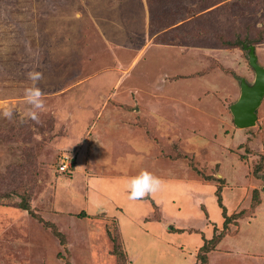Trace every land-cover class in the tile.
Masks as SVG:
<instances>
[{"label":"rangeland","instance_id":"obj_1","mask_svg":"<svg viewBox=\"0 0 264 264\" xmlns=\"http://www.w3.org/2000/svg\"><path fill=\"white\" fill-rule=\"evenodd\" d=\"M128 1L0 0V264H190L191 258L193 264H264V106L258 109L262 114L255 126L243 132L227 128L223 133L225 140L231 133L235 140V145L224 144L232 157L222 160L224 155L209 154L206 144H199L205 150L196 144L184 148L171 145L180 133L171 135V112L177 119L181 111L171 104L173 93L186 102L192 122H197L203 120L200 109L216 100L220 111L225 103L227 114L240 93L237 78L250 81V69L242 66L244 60L235 52L241 48L235 45L245 43L247 56L248 45L259 47L257 41L264 34V0H143L153 46L138 61L146 60L150 69L157 67L162 84L156 83L158 92L131 91L129 98L114 102L125 112L103 115L110 79L117 75L107 77L92 63L95 57L111 55L103 53V45L95 42L84 49L81 42L82 46L69 51L65 35L96 39L105 26L101 21L109 19L108 15L127 17L121 6L127 7ZM171 44L221 48L231 55L210 58L196 53L186 57L185 65L181 61L171 68V52L163 50ZM83 51L87 56L81 65ZM135 52L130 46L124 61ZM257 58L263 67L264 55L257 53ZM208 70L227 75L229 83L219 78L217 84H207L199 77ZM92 71L94 80L82 84L80 80ZM28 72H38L40 78L33 82ZM180 73L193 76L186 81L192 82L171 84V78ZM95 83L103 90L100 102L94 103L93 94L85 110L78 104L75 109L65 105L73 101L65 96L85 102L80 99L84 98L81 90L87 88L91 94ZM32 86L41 92L40 109H32L24 100V89ZM146 86L151 87L147 80L144 90ZM216 86L223 88L225 95L217 93L207 99L209 88ZM190 93L196 97L187 101ZM93 105L99 108L96 114L91 111ZM30 109L37 120L30 118ZM5 110L12 111L11 119L2 115ZM148 110L164 118L158 114L151 117ZM152 118L161 122L156 124ZM222 118L225 128L231 125L226 116ZM113 121L123 132L110 128ZM202 129L195 138L204 135ZM126 132L131 138L127 145L122 144L128 140ZM136 134L145 144L139 145L141 138L134 137ZM98 143L106 147L100 149ZM215 146L223 145L214 143L211 148ZM138 156L144 159L137 161ZM64 163L69 167L66 170ZM218 164L228 180L219 174ZM141 171L159 178L160 185L154 193L139 198L143 200L129 199L128 181ZM171 177L182 181L173 190ZM120 178L126 180L120 182L122 188ZM96 181L99 186L93 185ZM111 193L120 196L115 203L129 207L131 213H116ZM83 211L85 217L80 216ZM127 214L133 220H126ZM227 218L230 223L225 224ZM165 219L171 223L167 233L160 224ZM214 237L220 241L205 255L200 249L206 238ZM152 239L157 241L151 243Z\"/></svg>","mask_w":264,"mask_h":264},{"label":"crops","instance_id":"obj_2","mask_svg":"<svg viewBox=\"0 0 264 264\" xmlns=\"http://www.w3.org/2000/svg\"><path fill=\"white\" fill-rule=\"evenodd\" d=\"M119 4H122V2H119ZM121 7L124 9V11H123L124 14L125 15L128 14L127 17L122 18L120 16L118 17V16L112 15V14L108 15L112 18L109 17V19L101 21L102 23L105 24V26H104V28H102L101 33L96 34V39L93 37L92 41H90V39H89L90 37L88 35H83V34H82V36H78V37H76L75 35L72 34L71 38L66 37L67 35H65L66 43H67V46H65V49H69V51H73L72 48L76 49L78 46H82V45H80L81 42L83 44V49L86 48L85 47V46H87L86 44L89 45L90 43L95 42L94 44L98 45L99 47H101L103 45L102 46V47H104L103 53H106V55H111V57H107V56H103L102 58H101V56H99L98 58L95 57V59L93 61L94 63H92V66L94 68H98L97 71L101 70V71H99V73H102V72L107 73V77L110 76L109 75L110 73H116V75H117V77L114 80L110 79L111 87L108 90L109 96H107L104 99V100H109V102H108L107 106L104 107L101 111V114H103V115L105 112H108L109 115H112V114H114V112L117 113V112L122 111V109L120 107L114 106V102H116L115 100H118V98H120V97L129 98V96L127 97V94L128 95L131 94V91L133 93L134 92L136 93V90L139 89L140 91L145 92L147 94H149V91H151L152 93L154 91L158 92L159 89L157 88L156 83L162 84L161 83L162 80L159 78V74L157 72V67L155 69H150L149 67H147V65H145L146 60L144 62L141 61L142 63H140L138 61V58L143 57L144 52L147 53V51L153 46L152 45L153 37L151 36L150 31H149L150 30L149 29L150 17H149L147 5H145L143 0H129L127 3V7H123V6H121ZM133 37H134V39H132ZM136 39H139L141 41L140 45L137 44ZM130 46L134 47V49H136L137 52H135V55L131 59L124 61V56L127 54L128 50L130 49ZM136 46H138V47H136ZM163 47L166 48V49H163L166 52H168V53L171 52L170 53L171 58H173V60H171V68L178 66L177 64L180 63L181 61L184 64L185 63L184 61H186L185 59L187 56L189 58L190 55L193 54V56H194V54H196V53H201V56L203 54L210 55L211 56L210 58L220 57V56L227 58L229 55H231V53H225V52H229V51H226L225 49L223 50L221 48L214 49V48H209V47H195V46H189L188 44H171V45H166ZM236 51H239L237 57L240 58L241 60H244V63H242V66L247 71H248L247 68L250 69V71H249L250 81H248V82L246 81V82H247V84L252 85L255 81V71L249 63V54H248V56L245 55L244 51L242 49L235 50V52ZM84 52L85 51L81 52V59L79 60L81 62V65L84 64L83 62L85 60V56H87V55H85ZM174 52H175V54H174ZM205 52H209V54L205 53ZM255 52H256V55H257V53H258V55L259 54L264 55V37H263V41L261 43H259V47L255 48ZM220 53H223V55H221ZM263 67H264V64H263ZM203 73H205V75H203L199 78L201 80H205L204 82H207V84H214V83L217 84V81L220 79H221V81L223 80V83L224 82L229 83L227 75L222 74L221 72H219L217 70H215L212 73L209 72V70L203 71ZM92 74H93V71L91 73L87 74L86 77L84 76L85 78L81 79L80 82H82V84L90 83V80H94L93 77L94 76L96 77V74H93V75ZM171 74L175 75L176 73H175V71H171ZM189 77L192 78L193 76H191V75L186 76V74L180 73V75L177 78H171V84H173L174 81L175 82L178 81L179 83L184 82V85L186 86L192 82L191 80H190V82H186L189 79ZM196 77H198V76H196ZM127 80H128V84L126 85ZM145 80H147L148 82L151 83V87L146 86V90H144ZM237 80L239 82L238 90L240 93L236 95L235 100H232L231 98L226 96L227 98H229L233 101V102H231V105L229 106V110H228L229 114H228V112H227L228 115L226 114V110L224 107L225 103L221 104L223 106V109L221 111L218 109L220 104L216 100L214 105L212 103H207L206 106H204L200 109V113L203 114L202 115L203 120L197 121V122H192L190 111L188 112V110L186 108V104H185L186 102H183V99L179 98L180 95H177V93H173L171 96V104L174 103L175 105H177L181 111H180V117L178 116L177 119L173 117V113L171 112V135H175L177 132H180L175 137L174 140H171V145L178 147V148H184V147H188L189 144L190 145L196 144L195 146H197V147L199 144H201V145L206 144L205 148L207 149L209 147V151H210L209 154H213V155L219 154L220 156L224 155L223 157H221L222 160L224 159V157H232V153H230L226 149V146H228V145L225 146L224 144L232 143V145H235V140L232 137V133H231V137L228 140H225V136L223 133L228 131L227 128H232V127H234L237 130H240L242 132L244 130V129H239L235 126L234 120H233V115H232L231 110H230L231 106L234 103H236L241 96V80H244V79L237 78ZM138 81H140V82H138ZM165 82H166V80H165ZM99 85H100L99 83H95V86H93V85L91 86V89H92L91 94H88L87 88L85 90L84 89L81 90L80 96L84 95V98L80 97V99L85 101L83 103L77 102V97H75V96H65L64 99L69 100V101L73 100L72 102H68V103L66 102L65 105L74 107L76 104H78L79 106L82 107V110H85V108H86L85 104L87 103V99L88 98L90 99L89 104L92 103L91 99H92L93 94H94V100H93L94 103L100 102L101 101L100 98L103 99L104 96L102 95L103 94V90L101 89L102 87ZM140 85H143V87H140ZM210 88H209V91L206 93L207 99H209L210 97L214 98L217 93H218V95H225L223 88L221 90L217 86H216V88L215 87H213L211 89ZM165 90H166V83H165V89L162 90V93H164ZM193 95H196V94L190 93L189 94L190 97H187L186 100L190 101L191 98L193 100L196 97ZM58 103H60V102H58ZM122 104H124V103L122 102L119 105H122ZM198 105H199V103H197V106ZM260 106L261 107L259 108V110L261 108H263V106H264V99H263ZM74 109H75V107H74ZM93 109H97V111L95 112ZM98 109L99 108L94 106V108L92 107L91 111L93 114L94 113L96 114V113H98ZM174 110L177 112L176 107L174 108ZM259 110H257V119H258V116L260 117L262 114V113H259ZM64 111L66 113V111H68V110H64ZM91 111H89L87 113L90 115V114H92ZM122 112H125V111H122ZM177 113H179V112H177ZM142 114L146 115V113H142ZM149 114H150L149 116H151V117H153L152 115L158 114L159 118L160 117L164 118V115L162 116L161 114H159L155 110L149 111ZM222 116L223 117L226 116L230 122L229 123L227 121V124H231V125H226V128H225L224 127L225 126V123H224L225 119L222 118ZM152 120L154 121V118H152ZM163 121L164 120H162V122ZM261 121L264 122V119H262ZM154 122H156V124H157V123H160L161 120L157 119ZM96 125L94 126V128L91 129L92 131L96 128ZM192 125H195V126H192ZM110 128H114L113 130H115V132H118V129H119V127H117V125H116V122H114V121L111 124ZM155 129H156V127H155ZM201 129L204 133V135L201 134L203 137L200 136V138H198V139L195 138L196 137L195 133L198 132V134H200L199 131H201ZM181 131H182V133H181ZM121 132H123V129H119V134ZM134 132H137L140 135V132L138 131V129H136ZM213 132L215 134H213ZM127 133L128 132H126L125 138H127L128 140L125 139V141L122 142V144H125V145H127L129 143V139H131L127 136ZM241 136L243 138H245L244 133ZM134 137L137 138V134ZM139 138H141L140 140H138V141H140L139 145H142V143L145 144L143 141V137L139 136ZM139 138H137V139H139ZM146 140H148V139H146ZM199 140H200V142H198ZM214 143L215 144H222L223 146H219V147L215 146V148H211V146ZM87 145L89 146V144H87ZM201 145H199L201 147V149L205 150V148L202 147ZM97 146L100 149L106 147L105 143L104 144L98 143ZM85 148H88V147L85 145ZM217 149H218V151H217ZM86 151H88V150H86ZM80 152H85V151L80 150ZM138 158H139V161L144 159L143 156H138L137 161H138ZM217 168L219 170L218 171L219 174L222 177H224V175L221 173L222 164H218ZM122 175H126V174L123 173ZM127 178H128V176L125 179H127ZM225 179L228 180V178H225ZM122 180H124V179L120 178L118 180L119 185H120V182ZM124 181H126V180H124ZM166 181H170V180L168 179ZM170 182L173 183V184H171V190H173V188L178 185L177 182H182V181H179L176 178L171 177ZM201 183L209 184L212 182L202 181ZM93 185L99 186L100 184L99 183L97 184V181H96L95 183H93ZM120 187L122 188L121 185H120ZM127 189L128 188H126V191H127ZM127 192H129V191H127ZM113 194H114V192H113ZM113 194L112 193L110 194V198H111V204L114 206L115 210H117L115 212L118 214L131 213L129 207L124 209L123 207H121V205H118L115 203L116 201L118 202V200L120 201V199H119L120 196H115ZM141 198H143V197H141ZM139 200H143V199H139ZM160 203H161V201H160ZM197 203L200 204L199 202H197ZM118 211H120L121 213H119ZM111 216H112V218H116V217H114V212L111 213ZM124 218L128 221L133 220L132 216H130L128 214L125 215ZM147 218H149V217H146V220H147ZM159 219H161V220L163 219V214H162V216L159 217ZM117 220L119 221V219H117ZM161 220H158V222ZM167 221L168 220L165 219V220L160 222L161 229H162L163 233H167V231H170L169 228H170L171 223H169ZM156 222L157 221H154V223H156ZM119 225H120V221H119ZM177 230L180 231L182 229L178 228ZM119 231H120V228H119ZM173 232H174V230H173ZM206 239L208 240L209 238H206ZM156 241H157L156 239H152L151 243H155ZM213 255H217V254L213 253ZM160 256H162V255H160ZM136 257H137V255H134L132 257L134 261H135ZM192 259L193 258H191L189 260L190 264H193ZM129 260H130V258H129Z\"/></svg>","mask_w":264,"mask_h":264},{"label":"water","instance_id":"obj_3","mask_svg":"<svg viewBox=\"0 0 264 264\" xmlns=\"http://www.w3.org/2000/svg\"><path fill=\"white\" fill-rule=\"evenodd\" d=\"M249 63L255 71V81L249 85L241 80V96L230 110L234 124L239 129H247L256 125L257 110L264 99V67L258 64L255 47L250 46Z\"/></svg>","mask_w":264,"mask_h":264},{"label":"clouds","instance_id":"obj_4","mask_svg":"<svg viewBox=\"0 0 264 264\" xmlns=\"http://www.w3.org/2000/svg\"><path fill=\"white\" fill-rule=\"evenodd\" d=\"M27 76L33 82L40 78L38 72H28ZM41 92L35 86L27 87L24 89V100L27 104L32 106V109H40L43 107V101L40 99ZM32 109L29 110V116L32 120H37L36 112ZM2 115L8 119L12 118V111L5 110ZM160 185L159 178L153 176L147 171H141L139 175L132 177L127 184L129 189V199H139L146 194L154 193Z\"/></svg>","mask_w":264,"mask_h":264},{"label":"trees","instance_id":"obj_5","mask_svg":"<svg viewBox=\"0 0 264 264\" xmlns=\"http://www.w3.org/2000/svg\"><path fill=\"white\" fill-rule=\"evenodd\" d=\"M263 37H264V34H263ZM263 41V38L260 40V41H257V43H261ZM248 46H253V45H248ZM235 47H240L242 50H245L246 49V45H245V43H241V42H239V43H237L236 45H235ZM225 48H227V47H225ZM207 179H209V178H207ZM219 206L220 207H223V205H222V203H221V200L219 201ZM23 208L25 209V210H29V206L28 205H25V206H23ZM224 211H225V209H224ZM226 214V212H224V215ZM80 216H84L85 217V213H84V211L83 212H81L80 213ZM230 219H226V221H225V224H228V223H230V221H229ZM217 237V236H216ZM216 237H214V238H212V239H210V240H207V239H205V243H204V245L201 247V251H205V255H207L208 253H210L211 251H213L215 248H216V244L218 245V243H219V241H220V238H216ZM211 244H213V248H209V246L211 245ZM204 256V255H203ZM203 259H205L206 260V257H203Z\"/></svg>","mask_w":264,"mask_h":264},{"label":"built area","instance_id":"obj_6","mask_svg":"<svg viewBox=\"0 0 264 264\" xmlns=\"http://www.w3.org/2000/svg\"><path fill=\"white\" fill-rule=\"evenodd\" d=\"M63 170H66V169H68L69 167H68V164L67 163H64V165H63Z\"/></svg>","mask_w":264,"mask_h":264}]
</instances>
